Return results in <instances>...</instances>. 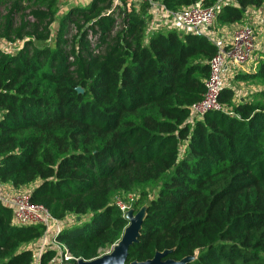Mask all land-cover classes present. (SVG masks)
<instances>
[{"label":"trees","instance_id":"16d2710c","mask_svg":"<svg viewBox=\"0 0 264 264\" xmlns=\"http://www.w3.org/2000/svg\"><path fill=\"white\" fill-rule=\"evenodd\" d=\"M58 1L0 0V39L14 44L0 48V182L30 186L55 218L88 214L58 235L79 259L120 239L128 221L111 198L142 187L135 209L146 214L128 262L169 249L166 258L193 256L184 264H264V102L225 85L219 109L191 117L216 52L208 37L147 31L144 2L91 0L61 16L50 41ZM155 1L177 11L224 0ZM263 4H222L216 22ZM256 64L235 77L264 78ZM11 220L0 200V264H31L28 244L43 226ZM53 257L43 251L39 264Z\"/></svg>","mask_w":264,"mask_h":264},{"label":"built area","instance_id":"2783aa9c","mask_svg":"<svg viewBox=\"0 0 264 264\" xmlns=\"http://www.w3.org/2000/svg\"><path fill=\"white\" fill-rule=\"evenodd\" d=\"M134 7L140 3H147V11L152 18L167 17L155 24L154 29H161L163 23L172 24L169 29H175L181 33L205 35L216 46L215 54L209 60V75L205 80V93L202 99L190 107L191 117H200L205 112L220 108L218 96L226 85L227 76L237 67L248 64L254 57L258 46V34L251 22L239 24L230 33L226 41H216L212 38V25L216 19V13L222 4L233 3L218 1L213 5L205 6L197 1L191 5L182 7L177 11H169L155 0H130ZM122 0H113V4H121ZM264 5V4H263ZM261 6L260 9L264 8ZM170 19L171 22H168ZM157 25H160L158 27ZM151 31V30H149ZM3 204L12 209L11 223L16 226L40 224L43 226V234L36 244L28 246L33 250L31 264H39L43 251L52 250L54 257L49 264H76L79 258L75 257L68 246L58 239L59 233L65 225L63 219L55 218L43 205L34 203L30 199V186L28 189L14 188L4 197H0ZM123 215L128 210L120 198L113 201ZM71 224V223H70Z\"/></svg>","mask_w":264,"mask_h":264},{"label":"rangeland","instance_id":"374dc122","mask_svg":"<svg viewBox=\"0 0 264 264\" xmlns=\"http://www.w3.org/2000/svg\"><path fill=\"white\" fill-rule=\"evenodd\" d=\"M91 0H59L58 1V12L56 14V19L53 21L52 25H51V40L54 38L55 33L57 31L58 28V24H59V19L60 17L65 14L70 8L72 7H84L86 6ZM226 1V0H225ZM233 0H227L226 2H231ZM258 9V8H257ZM256 9V11H257ZM254 8L250 7L249 11H246L245 16L242 18L241 21L239 22H235L234 26H238L239 24H246L249 23L250 20H248V17L253 16V12H254ZM253 13V14H251ZM144 14L146 16H148V20H147V25L149 22V18H150V14L148 13L147 10L144 11ZM251 14V15H250ZM163 27L162 29H169L170 27H172V24H162ZM224 24L222 23H218L216 22V19L212 25V30L214 32H217L219 30L222 29ZM154 25H149V28L153 27ZM226 27H228V24H225ZM260 26V25H258ZM148 27V26H147ZM234 27V28H235ZM232 28H230L229 30H231ZM228 30V31H229ZM75 29L72 28L71 30V34H75ZM213 35H217L219 36V38H222L221 34H213ZM5 47H9L10 50H13V46L7 44L4 41H0V48L4 50ZM250 70H257V66H254L253 61H250L248 64L241 66V67H237L235 70H232V72H230L227 76L226 79V85L230 86L235 93L236 97H240V98H245V99H255L257 101H261L264 102V95H260L261 91H264V78L262 79H253V78H236L235 74L236 73H246V71H250ZM6 183H1L0 182V197H4L7 194L10 193V191L13 189L10 186L5 185ZM158 183L154 182L153 184L149 185L147 187V189L144 188V191L146 192L147 197H152L153 194L155 193L156 189H157ZM21 188L23 189H28L29 186H22ZM142 187H135L134 189L124 193V194H120V195H114L111 198V202L114 201L115 198H120L123 203L128 206V209H133L134 212H137L140 208L139 205L141 204H145L149 201L148 198H144L142 199V201L138 204L137 208L135 209L136 205L135 202H137V200L140 198V196L142 195L141 191H142ZM79 218H81L82 220H86L89 218V215H82ZM74 221H77V217L73 214H69L65 217V219H63V223H65V225H69L70 223H73ZM111 247H106L105 249H102L100 251V255L103 253H106L110 250Z\"/></svg>","mask_w":264,"mask_h":264},{"label":"water","instance_id":"95a60500","mask_svg":"<svg viewBox=\"0 0 264 264\" xmlns=\"http://www.w3.org/2000/svg\"><path fill=\"white\" fill-rule=\"evenodd\" d=\"M76 89L78 92H82V88L77 87ZM145 214V205L137 212H134L133 209H128L124 214L128 224L124 228L120 239L111 246L110 250L90 260L79 259L76 264H184L193 259V256H185L180 260L166 258L171 250L165 249L156 251L153 257L147 260L128 262L129 247L138 241Z\"/></svg>","mask_w":264,"mask_h":264},{"label":"crops","instance_id":"0c3cea01","mask_svg":"<svg viewBox=\"0 0 264 264\" xmlns=\"http://www.w3.org/2000/svg\"><path fill=\"white\" fill-rule=\"evenodd\" d=\"M233 3H234V0H233ZM264 6V5H263ZM261 7H259L258 9L257 8H254V14L253 16L251 17H248V20H250V22L252 24H254L255 28H256V31H257V34H258V46H257V49L255 51V54H254V57L251 61H253L254 63V66H257L256 63H261V61H264V8L260 9ZM257 9V11H256ZM145 10H148L147 8ZM249 11V8L247 9V12ZM246 14V13H245ZM250 14V15H251ZM245 16V15H244ZM163 19V21L167 20L165 16H159V18H152L150 19L149 18V22H148V27H147V31L149 30H152L153 27H155V24L156 23H159L160 21H162L161 19ZM168 22H171L170 19ZM234 23H229L228 24V27L225 26V24L223 25L222 29L217 31V32H214L213 30H211L212 32V38L215 39L216 41H226L227 39H229V36H230V33L231 31L234 29ZM167 24V23H165ZM149 25H154L153 27L149 28ZM260 25V26H258ZM158 27H160V25H157ZM163 26V25H162ZM230 28H232L231 30H229ZM229 30V31H228ZM213 34H221L222 38H219V36L217 35H213ZM0 41H4L2 39H0ZM6 42V41H4ZM7 44H9L10 46H14V44H11V43H8L6 42ZM4 50L6 51H11L9 49V47H5ZM251 72L252 71H255V70H250ZM248 72V71H246ZM7 186H10L9 184H5ZM12 187V186H10ZM13 188V187H12ZM38 240V239H37ZM37 240L36 243H37ZM35 241L31 242L28 244V246H31V244H36Z\"/></svg>","mask_w":264,"mask_h":264}]
</instances>
